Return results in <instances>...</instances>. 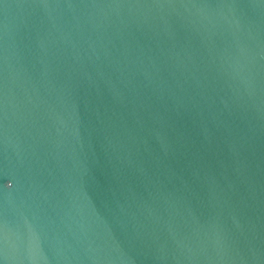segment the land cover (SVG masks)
I'll list each match as a JSON object with an SVG mask.
<instances>
[{"label": "water", "instance_id": "water-1", "mask_svg": "<svg viewBox=\"0 0 264 264\" xmlns=\"http://www.w3.org/2000/svg\"><path fill=\"white\" fill-rule=\"evenodd\" d=\"M0 264H264V0H0Z\"/></svg>", "mask_w": 264, "mask_h": 264}]
</instances>
